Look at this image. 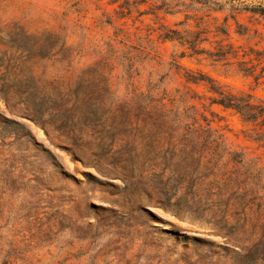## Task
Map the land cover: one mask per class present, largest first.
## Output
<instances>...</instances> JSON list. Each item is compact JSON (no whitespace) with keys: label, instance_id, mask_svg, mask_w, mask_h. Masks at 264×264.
Segmentation results:
<instances>
[{"label":"rangeland","instance_id":"374dc122","mask_svg":"<svg viewBox=\"0 0 264 264\" xmlns=\"http://www.w3.org/2000/svg\"><path fill=\"white\" fill-rule=\"evenodd\" d=\"M171 29L198 49H264V0H0V264H264L263 196L242 202L199 163L217 156L168 89L231 149L262 164L264 149L170 62L264 84Z\"/></svg>","mask_w":264,"mask_h":264},{"label":"trees","instance_id":"16d2710c","mask_svg":"<svg viewBox=\"0 0 264 264\" xmlns=\"http://www.w3.org/2000/svg\"><path fill=\"white\" fill-rule=\"evenodd\" d=\"M237 32L240 34L244 33L241 30ZM168 38L177 39L181 44H187V47L193 53L206 52L207 57L214 62H222L224 65H233L235 63L238 72L244 76L253 77L256 85L264 84V49L253 47L246 49L242 46H235L232 43H219L215 50L198 49V37L192 38L189 35H183L176 29L170 30ZM183 56H185L184 52L179 56L173 55L170 67L176 73H180L186 83L203 84L209 93L210 102L237 114L245 126L243 132L247 138L264 149V97L256 94L251 89H237L215 79L210 74L187 68L178 59ZM195 94L197 93L195 92ZM161 97L165 98V96ZM193 97L188 95L186 90L183 91L179 87H176L173 91L168 89V102H170V105H182L185 111L188 112V118L193 120L187 126L188 132L186 135H190L191 138H194V135L202 138L206 149L211 150L217 156L215 160H203L201 155L199 163L202 162L203 166L206 164L217 168L218 171L220 170V172H217L218 175L221 174L227 178L224 184H230L232 193L241 199L242 202H252L254 197L261 196L264 199V164H262L260 158L249 157L241 150L231 149L222 132L210 126L208 122L202 123L198 121L199 118H197L195 112H192V110L196 109V106L190 103ZM177 119L180 120L178 116L176 117L168 109V121L175 122ZM175 131H177L176 128L172 130V132ZM192 155L191 152L185 153L184 157L190 160L189 163L192 162L190 158ZM223 157L227 159L224 160ZM228 163H232V166L229 167ZM183 176L187 178L188 175L184 172ZM198 177L195 179L191 178L192 182L189 188L192 190V195H196L199 192L198 188L193 191V183L202 181Z\"/></svg>","mask_w":264,"mask_h":264}]
</instances>
